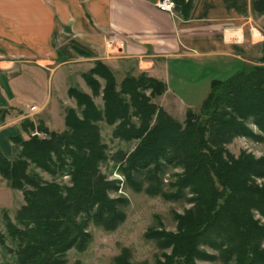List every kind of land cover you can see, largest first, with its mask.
<instances>
[{"label": "trees", "instance_id": "trees-1", "mask_svg": "<svg viewBox=\"0 0 264 264\" xmlns=\"http://www.w3.org/2000/svg\"><path fill=\"white\" fill-rule=\"evenodd\" d=\"M174 1L175 12L187 20L193 0ZM252 12L264 16V0H254ZM260 47L258 65L211 81L200 107L187 109L183 122L153 102L166 91L165 83L144 72L117 82L107 65L95 61L82 74L91 95L75 86L67 90L76 108L64 109L62 132L39 124L36 128L46 138L24 140L18 134L11 137L19 148L16 158L0 152V177L24 199L14 222L5 215L16 257L3 264H65L67 252L87 249L90 224L115 231L125 221L129 201L122 195L110 197L121 182L102 173L101 165L109 160L108 173L123 176L122 187L191 204L183 214L173 213L175 232L160 229L159 223L145 232L161 251L155 264H264V223L254 218L257 213L264 219V186L254 182L264 178V154L258 159L245 151L233 156L226 147L242 137L264 143V41ZM92 96L101 97L102 107ZM100 123L113 127L114 140L134 143L133 148L109 156ZM25 124L35 128L24 121V130ZM31 165L53 177L68 176V184L43 180L29 172ZM170 169L181 173L172 174L166 190ZM0 243L5 244L1 233ZM130 258V250L122 248L114 264H132Z\"/></svg>", "mask_w": 264, "mask_h": 264}, {"label": "crops", "instance_id": "crops-1", "mask_svg": "<svg viewBox=\"0 0 264 264\" xmlns=\"http://www.w3.org/2000/svg\"><path fill=\"white\" fill-rule=\"evenodd\" d=\"M156 1L0 0V52L10 53L0 54V73L2 64L32 68L66 56L59 61L65 67L80 49L90 55V68L99 60L121 79L144 72L162 81L167 89L157 104L184 117L200 107L211 81L226 80L261 57L263 17L253 14L254 0H193L187 20L159 11ZM226 28L237 29L242 43L224 42ZM252 34L258 40L252 42ZM59 35L62 41L54 43Z\"/></svg>", "mask_w": 264, "mask_h": 264}, {"label": "rangeland", "instance_id": "rangeland-1", "mask_svg": "<svg viewBox=\"0 0 264 264\" xmlns=\"http://www.w3.org/2000/svg\"><path fill=\"white\" fill-rule=\"evenodd\" d=\"M262 17L261 22L264 24V16ZM261 22L259 30L264 36ZM255 39L258 40V38ZM57 40L62 41V36H55L54 43H57ZM259 48L261 53V47ZM79 50L72 51L76 62L65 67L59 65V61L66 59V56L64 58L58 57L56 59L58 61L54 63H37L34 61L35 63L31 64L33 65L32 68H23L19 64H2L4 69L2 73L4 74L0 73V131L15 129L11 131L10 135H7V132L0 134V152L7 159H15L19 150L11 141L12 136L19 134L24 140L32 137L46 138L47 134L36 128L39 124L44 125L51 131L62 132L64 130V109L76 108L75 101L67 95L68 88L75 86L82 92L91 95L90 88L82 78V74L90 69V60L87 59L90 55L81 56ZM0 54L10 55V53L5 52H0ZM42 55L43 53L37 54V59L43 58ZM258 64L257 62L255 65ZM91 66H93V63ZM0 71L2 70L0 69ZM114 74L117 75L115 77L117 82H120L122 75L118 72ZM100 81L103 84V81ZM9 89L13 91L12 94L9 93ZM48 93L49 96H47ZM93 100L98 107H102L103 103L100 96L93 97ZM153 102L157 104V98ZM171 116L179 122H183L185 119V116L181 117V115L174 116L172 114ZM24 121H30L35 128H27L28 125L25 124L26 130H24L22 127ZM99 125L102 141L107 146L109 156L114 155L116 151L127 152L133 148L134 143L128 144L112 138L113 127L104 123ZM251 129L256 131L254 126ZM34 132L36 134L33 136L32 133ZM2 138L4 141H1ZM226 147L233 156H238L241 151H245L258 159L264 154V143H255L243 137L235 138ZM110 167H112L111 160L101 165V171L103 174L108 175V180L115 181V179H118L121 182L119 186L121 189L116 194H111L110 197L122 195L128 199L129 204L124 209L126 212L125 221L113 232H105L90 224L88 231L91 234V242L87 249L84 252H77L74 249L67 252L65 264H74L76 261L80 264H114V258L122 248L130 250L132 264H155L161 251L155 241L144 237L145 232L152 226H158V223L160 229L175 232L177 223L174 221L173 213L180 215L191 207V204L189 205L185 200L173 201L162 197H149L144 193H135L128 188H124L122 187L123 176L114 172L109 175L108 170ZM29 172L37 173L47 182L55 181L60 184H68L69 177L66 175L53 177L32 165L29 167ZM174 173H181V170L170 169L167 172L164 178V188L166 190H170L169 183L172 181V174ZM254 182L259 187L264 186V178H255ZM23 204L22 192L10 188L7 181L0 177V233L5 236V244L0 243V264L15 262V245L6 236L5 215L8 216L10 221L14 222L15 214ZM254 218L260 220V224L264 223V219L257 213H254ZM201 249L212 254L208 247H202ZM197 264L211 263L197 262ZM215 264L223 263L218 260Z\"/></svg>", "mask_w": 264, "mask_h": 264}, {"label": "built area", "instance_id": "built-area-1", "mask_svg": "<svg viewBox=\"0 0 264 264\" xmlns=\"http://www.w3.org/2000/svg\"><path fill=\"white\" fill-rule=\"evenodd\" d=\"M155 6H156V8L159 11L166 12V13H169V14H174L175 7H176V3H175L174 0H157L156 3H155ZM255 28L256 27H252L250 29L251 32H253V33L254 32H257L255 30ZM258 36H259V33H258ZM257 37L254 34H252V36L250 37V40L252 42H254L255 41V38H257ZM223 40H224V42H228V43H238L239 40L241 41V39H240V33L235 28H226L223 31ZM241 43H242V41H241ZM35 134H36L35 132L32 133L33 136Z\"/></svg>", "mask_w": 264, "mask_h": 264}, {"label": "water", "instance_id": "water-1", "mask_svg": "<svg viewBox=\"0 0 264 264\" xmlns=\"http://www.w3.org/2000/svg\"><path fill=\"white\" fill-rule=\"evenodd\" d=\"M1 113V112H0Z\"/></svg>", "mask_w": 264, "mask_h": 264}]
</instances>
